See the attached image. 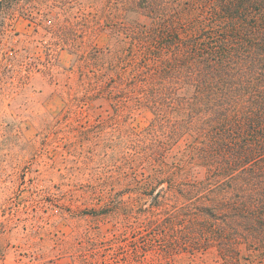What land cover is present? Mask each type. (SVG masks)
<instances>
[{"label":"trees","instance_id":"16d2710c","mask_svg":"<svg viewBox=\"0 0 264 264\" xmlns=\"http://www.w3.org/2000/svg\"><path fill=\"white\" fill-rule=\"evenodd\" d=\"M103 6L113 44L83 60L96 61L94 97L126 121L150 114L141 131L129 123L117 167L149 199L141 249L153 262L264 264V0Z\"/></svg>","mask_w":264,"mask_h":264},{"label":"rangeland","instance_id":"374dc122","mask_svg":"<svg viewBox=\"0 0 264 264\" xmlns=\"http://www.w3.org/2000/svg\"><path fill=\"white\" fill-rule=\"evenodd\" d=\"M102 3L0 9V264H190L141 249L149 199L117 167L129 123L141 131L150 114L126 121L94 97L96 61L84 54L113 44Z\"/></svg>","mask_w":264,"mask_h":264}]
</instances>
